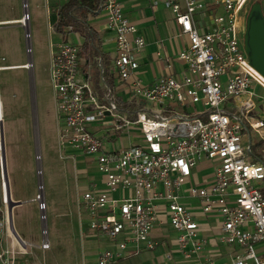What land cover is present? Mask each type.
Segmentation results:
<instances>
[{
	"label": "built area",
	"instance_id": "1",
	"mask_svg": "<svg viewBox=\"0 0 264 264\" xmlns=\"http://www.w3.org/2000/svg\"><path fill=\"white\" fill-rule=\"evenodd\" d=\"M251 1L164 0L188 44L176 56L184 65L180 76L162 75L150 85L136 77L145 42L135 36L119 0H99L97 6L112 35L109 65L101 54L84 50L79 35V44L67 42V36L52 46L59 157L74 160L78 153L101 176L87 181L78 200L90 230L112 244L96 264L124 259L129 248L133 254L152 250L161 216L176 232L174 242L186 261L218 264L201 259L206 242L199 235V215L215 218L218 242L237 249L227 264H264V161L256 159L264 154V120L255 116L264 101L256 90L264 92V84L242 50ZM28 20L23 5L17 24L27 43ZM163 59L170 70L171 60ZM13 67L19 66H0V72ZM2 118L0 100V263L15 264L22 251L13 239L9 246L3 241L11 203L3 176ZM131 131L137 132L133 143ZM198 165L212 171L211 182L202 187L190 182ZM36 202L44 222L42 195Z\"/></svg>",
	"mask_w": 264,
	"mask_h": 264
},
{
	"label": "rangeland",
	"instance_id": "2",
	"mask_svg": "<svg viewBox=\"0 0 264 264\" xmlns=\"http://www.w3.org/2000/svg\"><path fill=\"white\" fill-rule=\"evenodd\" d=\"M63 1L0 0V21L19 19L25 5L30 36L27 43L25 30L20 25L0 24V66L23 65L29 60L32 65L30 71L18 68L0 72V100L3 106L1 136L5 171L10 197L21 203L13 208V224L23 238L33 237L34 230L40 234L39 212L33 218L29 204L31 198L40 194L46 205L44 224L50 242L53 232L57 234L52 223L53 217L62 211L76 210V206L78 208L75 176L78 175L80 179L85 175L97 180L101 178L95 166L86 165L80 154L74 153V160H62L59 157L55 101L49 66L52 46L62 41V37L52 31L51 23L55 16L54 11ZM254 2L258 0H252L250 5ZM261 6L264 15L263 0ZM67 42L79 44L80 38L71 33ZM27 47L30 49L29 53L26 52ZM254 75L264 84L262 78L256 73ZM196 108L199 110L201 106ZM257 112L264 116V111L257 109ZM134 133L137 132H130L132 143L137 140L133 137ZM252 137L256 139L254 135ZM37 166L40 172L37 171ZM196 171L190 182L193 186L197 184V187H201L204 180L211 177V168L198 165ZM32 220L35 221L37 229L32 225ZM166 242L169 243L168 240ZM176 252L178 251L174 250L169 253L174 255ZM174 259L175 264L190 262L181 255H176Z\"/></svg>",
	"mask_w": 264,
	"mask_h": 264
},
{
	"label": "crops",
	"instance_id": "3",
	"mask_svg": "<svg viewBox=\"0 0 264 264\" xmlns=\"http://www.w3.org/2000/svg\"><path fill=\"white\" fill-rule=\"evenodd\" d=\"M153 1L157 2L156 8H153L151 5ZM163 1L119 0L126 18L136 29L135 36L141 37L145 42L144 48L137 55L139 68L136 72V77L146 85L152 84L162 75L179 77L181 70L184 68L183 63L176 60V56L187 46L188 39L185 36H179V30L171 13L165 10ZM21 17L19 19L0 21V24H17ZM89 24L98 34V46L101 55L104 57V64L109 65V58L113 55L114 45L111 40L112 35L105 30L103 15H95L89 20ZM157 53L160 54V57L156 55ZM163 56L171 60L170 70L166 69ZM18 68L20 67H13V69ZM258 92L264 96V92L260 90ZM263 106L264 101L257 105V109L262 112L264 111ZM255 116L257 119L264 120V116H260L257 110ZM69 154L71 155V153ZM259 155L260 160L264 161V154L261 153ZM195 172L197 173L196 169ZM195 172L194 175L196 174ZM211 178L212 175L208 179H205L202 186L209 184ZM74 179L79 197L81 191L87 187V181L90 178L85 175L83 179H80L76 175ZM186 187L187 184L185 185ZM187 201L192 202V200ZM10 203V226L4 229L3 241L4 244L9 246L13 239L16 249L22 251L16 255L15 264H96L100 252L112 249V244L109 240L96 235L90 230L88 227V217L79 209V206L78 208L76 206V210H65L53 217L52 223L54 229L57 230V234L53 232L52 242L47 238L45 224L41 220L40 234L34 230L33 237L29 239L23 238L15 230L12 216L13 208L20 206L21 203L15 202L11 197ZM29 204L34 218L35 214L39 212L36 195L29 200ZM160 218L161 221L156 225L153 232L156 245L152 250H142L139 253L133 254L131 253V248H129L126 257L113 264H175V256L181 255L174 242L177 234L169 226L164 216ZM197 218L200 225V238H203L206 242L201 253V259L208 258L218 264L229 263L231 256L237 249L218 242L220 232L218 222L213 217L199 215ZM210 222H212V225ZM31 223L37 229L35 221L32 220ZM167 240L169 243L166 242ZM43 242L48 244L47 250L41 249ZM174 250L178 252L174 255L169 253ZM194 263L195 260L188 262V264Z\"/></svg>",
	"mask_w": 264,
	"mask_h": 264
},
{
	"label": "trees",
	"instance_id": "4",
	"mask_svg": "<svg viewBox=\"0 0 264 264\" xmlns=\"http://www.w3.org/2000/svg\"><path fill=\"white\" fill-rule=\"evenodd\" d=\"M98 4L99 0H64L54 11L52 31L63 39L71 33L77 34L83 40L84 50H89L92 56L100 55L98 34L89 24L97 15Z\"/></svg>",
	"mask_w": 264,
	"mask_h": 264
},
{
	"label": "water",
	"instance_id": "5",
	"mask_svg": "<svg viewBox=\"0 0 264 264\" xmlns=\"http://www.w3.org/2000/svg\"><path fill=\"white\" fill-rule=\"evenodd\" d=\"M242 50L247 58L248 66L264 79V15L260 2H254L249 7L244 23ZM28 64L31 65L30 60ZM1 156L3 163V176L6 180V186L9 193L2 144ZM36 159L38 160L37 157ZM39 169V166H37V171L40 172ZM38 183H40V179ZM10 208L11 205L9 211Z\"/></svg>",
	"mask_w": 264,
	"mask_h": 264
},
{
	"label": "bare ground",
	"instance_id": "6",
	"mask_svg": "<svg viewBox=\"0 0 264 264\" xmlns=\"http://www.w3.org/2000/svg\"><path fill=\"white\" fill-rule=\"evenodd\" d=\"M20 67V66H19ZM21 68H25L24 66L23 67H20ZM12 70V69H11ZM253 70V69H252ZM254 73H256L254 70H253ZM257 74V73H256ZM260 78H262L259 74H257ZM263 79V78H262ZM264 80V79H263ZM8 200V199H7Z\"/></svg>",
	"mask_w": 264,
	"mask_h": 264
}]
</instances>
